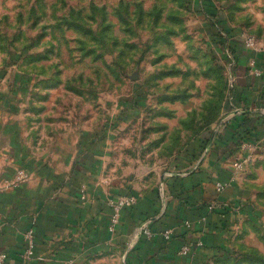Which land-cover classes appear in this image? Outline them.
Returning <instances> with one entry per match:
<instances>
[{"label":"crops","instance_id":"obj_1","mask_svg":"<svg viewBox=\"0 0 264 264\" xmlns=\"http://www.w3.org/2000/svg\"><path fill=\"white\" fill-rule=\"evenodd\" d=\"M212 36L218 41L217 32ZM239 37L227 40L242 48ZM261 56L255 59L264 70ZM240 70L223 133L226 136L234 121L258 124L261 146L264 125L255 110L264 111V75L254 78ZM1 72L0 68L3 264H264V176L257 169L264 163H246L244 170L234 171L236 161L248 155L257 159L261 147L247 153L222 141L213 146L210 135H203L179 158L157 154L145 166L125 151L126 138L120 139L124 148L117 152L115 141L123 134L76 132V117L57 123L44 110L41 117L34 115L29 102L24 105L11 96L16 70L5 79ZM202 141L207 145L198 155ZM17 171H23L26 180L7 187ZM217 182L225 185L223 191L216 190ZM122 197L136 202L121 210L118 224L110 230L111 202ZM143 226L151 237L140 231ZM168 230L172 234L165 239ZM184 246L189 255H180ZM29 248L33 258H20Z\"/></svg>","mask_w":264,"mask_h":264},{"label":"rangeland","instance_id":"obj_2","mask_svg":"<svg viewBox=\"0 0 264 264\" xmlns=\"http://www.w3.org/2000/svg\"><path fill=\"white\" fill-rule=\"evenodd\" d=\"M234 35L255 42L257 52L243 47L244 63L227 48ZM255 55H264V0H0L2 78L16 70L11 96L57 123L76 117V132L123 134L117 152L126 138L125 151L145 166L157 154L179 158L203 135L236 147L222 127L239 70L258 78L255 66L263 78ZM255 111L263 127L264 111ZM259 149L243 170L264 163V142Z\"/></svg>","mask_w":264,"mask_h":264},{"label":"built area","instance_id":"obj_3","mask_svg":"<svg viewBox=\"0 0 264 264\" xmlns=\"http://www.w3.org/2000/svg\"><path fill=\"white\" fill-rule=\"evenodd\" d=\"M242 44H243V47L245 49L247 48L248 50H251L250 52H257L255 50V42L252 39L244 40V42ZM253 62H255V61H253ZM252 64L254 65V63H252ZM253 73L255 74V76H258V77L260 75L259 70L255 66H254ZM239 148L241 150H243V151L251 152L252 149H256L257 148V145L255 143L254 144L244 143ZM248 157L251 158L249 155H248ZM245 162H247L246 158L243 159L242 161H236V163L234 164V167H235L234 171L235 172L242 171L243 170V165H244ZM25 180H26V174L23 171H17L14 174V176L12 177V179L7 183L6 186L7 187H16L20 183H23ZM224 187H225V185L222 184V183L217 182L215 184V188L219 192L223 191ZM135 202H136V200L133 197H122V198L117 199L114 202H111L110 206H111V209H112V216H111V219H110V230H113L114 227L118 224L119 219H120L121 210L124 207L133 205ZM210 210H211V207H210ZM140 231L144 235H146L148 237H151V233H149L147 227H144V226L141 227ZM163 234H164V238L165 239H169L171 237L172 232H170L168 230V231H165ZM29 238H31V236ZM179 253L182 256H186V255H189L190 250H189L188 247L184 246L183 248H181ZM33 256H34L33 255V251H32V249L29 248L28 250H26L24 253H22L20 255V258L28 260V259L33 258ZM4 259H5V256L0 254V264H3Z\"/></svg>","mask_w":264,"mask_h":264},{"label":"trees","instance_id":"obj_4","mask_svg":"<svg viewBox=\"0 0 264 264\" xmlns=\"http://www.w3.org/2000/svg\"><path fill=\"white\" fill-rule=\"evenodd\" d=\"M219 36V35H218ZM223 43V42H222ZM241 46H240V44H238V43H236L234 40H229V43H228V46H227V48L229 49V50H231V52H233V53H235L234 55H236V56H238V58L240 57V58H242V59H246V58H248L249 56H250V54L248 55V53H244L243 52V44H242V48H241V51H242V55L241 54H239L238 55V53H241V52H238V50H239V48H240ZM237 53V54H236ZM239 58V59H240ZM260 78V77H259ZM248 84V83H247ZM235 90V89H234ZM234 92V91H233ZM236 92H234V94H235ZM227 123V122H226ZM248 124L249 123H247V121L246 120H241V121H234L233 123H230V129L228 130V132L226 133V136L228 137V138H231L232 136L233 137H235V138H237V139H239L238 140V143H237V145H236V148L238 149V147H240L243 143H249V144H257V142L259 141L258 140V138H257V131H256V129H257V126L255 127V126H248ZM246 128H253V130H254V137H247V136H245V134L244 133H246ZM257 133V134H256ZM259 137V136H258ZM198 145V144H197ZM206 145H207V142H205V141H202V142H200V145H198V147H199V151H196V152H199V154L198 155H200L201 154V152H203V150H205V148H206ZM259 145L257 144V147H258ZM193 148V147H192ZM191 156V155H190ZM192 156H194V157H197V155H195V153H194V155H192Z\"/></svg>","mask_w":264,"mask_h":264}]
</instances>
